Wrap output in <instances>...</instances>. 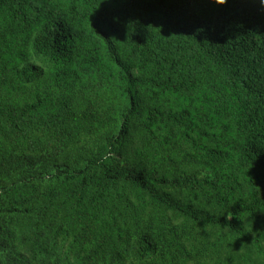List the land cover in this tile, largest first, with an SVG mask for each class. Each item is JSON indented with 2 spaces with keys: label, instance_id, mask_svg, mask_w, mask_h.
Here are the masks:
<instances>
[{
  "label": "trees",
  "instance_id": "16d2710c",
  "mask_svg": "<svg viewBox=\"0 0 264 264\" xmlns=\"http://www.w3.org/2000/svg\"><path fill=\"white\" fill-rule=\"evenodd\" d=\"M35 168L0 264H264V3L0 0V179Z\"/></svg>",
  "mask_w": 264,
  "mask_h": 264
},
{
  "label": "rangeland",
  "instance_id": "374dc122",
  "mask_svg": "<svg viewBox=\"0 0 264 264\" xmlns=\"http://www.w3.org/2000/svg\"><path fill=\"white\" fill-rule=\"evenodd\" d=\"M40 173H41V168H35L33 170L16 173L9 178L0 179V188L6 187L17 181L28 180L30 178L40 175Z\"/></svg>",
  "mask_w": 264,
  "mask_h": 264
},
{
  "label": "clouds",
  "instance_id": "9594fccd",
  "mask_svg": "<svg viewBox=\"0 0 264 264\" xmlns=\"http://www.w3.org/2000/svg\"><path fill=\"white\" fill-rule=\"evenodd\" d=\"M262 3H264V0H261ZM218 3L223 4L225 3V0H218ZM101 11V10H100ZM112 17V16H111ZM110 23L113 24L112 19L110 18Z\"/></svg>",
  "mask_w": 264,
  "mask_h": 264
},
{
  "label": "snow or ice",
  "instance_id": "6c2138e0",
  "mask_svg": "<svg viewBox=\"0 0 264 264\" xmlns=\"http://www.w3.org/2000/svg\"><path fill=\"white\" fill-rule=\"evenodd\" d=\"M99 23L102 27L106 26L105 19L103 17L100 18Z\"/></svg>",
  "mask_w": 264,
  "mask_h": 264
}]
</instances>
